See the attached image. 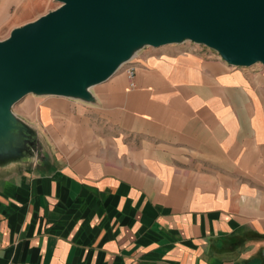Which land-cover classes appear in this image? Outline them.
Here are the masks:
<instances>
[{"label":"crops","instance_id":"obj_1","mask_svg":"<svg viewBox=\"0 0 264 264\" xmlns=\"http://www.w3.org/2000/svg\"><path fill=\"white\" fill-rule=\"evenodd\" d=\"M52 2L0 0V40ZM126 69L13 106L37 137L0 164V264H264V65L185 42Z\"/></svg>","mask_w":264,"mask_h":264},{"label":"water","instance_id":"obj_2","mask_svg":"<svg viewBox=\"0 0 264 264\" xmlns=\"http://www.w3.org/2000/svg\"><path fill=\"white\" fill-rule=\"evenodd\" d=\"M55 1L58 9L0 41V151L12 148L5 158L25 137L14 135L22 128L12 113L23 98L88 100L144 47L192 42L231 66L264 65V0Z\"/></svg>","mask_w":264,"mask_h":264},{"label":"rangeland","instance_id":"obj_3","mask_svg":"<svg viewBox=\"0 0 264 264\" xmlns=\"http://www.w3.org/2000/svg\"><path fill=\"white\" fill-rule=\"evenodd\" d=\"M60 7V3H58L57 1H55V0H53V2H52V8H53V11L54 10H56V9H58ZM48 14V13H47ZM46 15V14H45ZM44 16V15H43ZM39 19V18H38ZM36 21V20H35ZM34 22V21H33ZM31 23V22H30ZM28 24V23H27ZM27 24H25V25H27ZM25 25H23V26H20V27H18V28H21V27H24ZM16 29V28H15ZM10 35H11V33H10ZM10 35H9V37H10ZM8 37V38H9ZM6 40V39H5ZM0 41H4V40H0ZM195 44V43H194ZM197 45H199V44H197ZM203 46V45H202ZM206 47V46H205ZM208 48V47H207ZM210 49V48H209ZM212 50V49H211ZM140 51H142V49H140V50H138V51H136V53H135V55L136 54H138ZM219 54V53H218ZM134 55V56H135ZM220 55V54H219ZM123 69H126V64H123L117 71H122ZM28 96V95H27ZM16 107V106H15ZM19 124L21 125V128L23 129H21V130H19L16 134H14L15 136H17V137H19V136H21V135H24L25 137L24 138H28L27 140H29V142H31V147L28 145V146H26V144H27V142L25 141V140H20L21 141V143L22 144H24V146H25V148L23 147V146H21L20 148H19V151L18 150H14L15 151V153L16 152H22V150L24 149L25 150V152H27L28 153V149H34V146H32V142L33 143H36V137H37V133H36V130H33L32 128H31V126L30 125H28V124H26V123H24L23 121L22 122H20L19 121ZM30 127V128H29ZM30 144V143H29ZM10 149H12L11 147H10ZM5 150V151H0V164H5L6 163V161H5V155L7 154V153H11V151L12 150Z\"/></svg>","mask_w":264,"mask_h":264},{"label":"built area","instance_id":"obj_4","mask_svg":"<svg viewBox=\"0 0 264 264\" xmlns=\"http://www.w3.org/2000/svg\"><path fill=\"white\" fill-rule=\"evenodd\" d=\"M126 72H127L128 76L130 77V79L132 81L131 86L133 87L134 86L133 79L135 77L136 68L134 66L130 65L129 68L126 69Z\"/></svg>","mask_w":264,"mask_h":264},{"label":"trees","instance_id":"obj_5","mask_svg":"<svg viewBox=\"0 0 264 264\" xmlns=\"http://www.w3.org/2000/svg\"><path fill=\"white\" fill-rule=\"evenodd\" d=\"M259 238H261V236H259Z\"/></svg>","mask_w":264,"mask_h":264}]
</instances>
